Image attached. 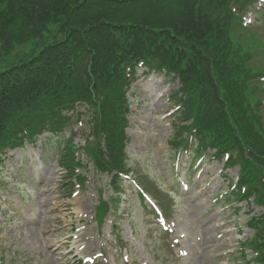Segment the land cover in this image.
Returning <instances> with one entry per match:
<instances>
[{"label": "trees", "instance_id": "trees-1", "mask_svg": "<svg viewBox=\"0 0 264 264\" xmlns=\"http://www.w3.org/2000/svg\"><path fill=\"white\" fill-rule=\"evenodd\" d=\"M253 0H158L134 19L136 37L109 19L80 7L79 0H0V48L29 41L30 49L0 71V146L44 129L61 130L60 110L78 98L92 105L94 135L106 134V161L123 153L126 65L144 59L179 77L180 115L196 136L219 151L237 150L255 178L264 177V125L250 89V55L234 47L233 28ZM233 5V6H232ZM32 45V47H31ZM10 133V134H8ZM255 166V168H254Z\"/></svg>", "mask_w": 264, "mask_h": 264}, {"label": "rangeland", "instance_id": "rangeland-1", "mask_svg": "<svg viewBox=\"0 0 264 264\" xmlns=\"http://www.w3.org/2000/svg\"><path fill=\"white\" fill-rule=\"evenodd\" d=\"M257 16L255 11L253 17ZM252 28L258 29V25L253 24ZM261 53L257 60L264 58V51ZM151 77L154 79L149 84L146 85V80L132 85L128 93L131 114L126 129L127 162L128 165L133 162L134 170L140 174L137 178L130 175L175 218L177 230L186 235L179 246L188 251L186 258L174 259L166 235L159 232L154 218L145 215L150 209L143 210L133 185L127 180L123 181L116 212L111 211L98 227L92 219L97 204L96 189H103L105 197L110 191L109 177L95 173L88 164L80 171L87 175L84 185L70 187L67 182L64 185V171L57 165L58 141L42 143L46 139L42 135L35 146L27 143L3 156L0 256L4 255V264H81L77 238H72L81 232L84 233L82 240L90 244L91 253L101 250L108 264H114L119 260L111 234L112 222L116 219V237L125 243V251L134 264H245L241 257L230 253L239 242L251 237L253 231L247 221L263 208L245 202H224L225 193L233 190L229 182L236 181L237 167L225 169L222 160L209 155L195 164L192 171L198 170L197 174H190L186 169L188 153L182 156L180 166L175 165V155L167 143L172 133V119L166 113L173 107L170 95L178 85L164 75ZM74 130L78 131L77 124ZM39 157L43 158L42 163ZM179 172L185 174L186 190L178 185L170 188V175L173 173L175 177ZM75 191L78 193L73 195ZM253 256L247 250L246 258ZM99 264H105V260Z\"/></svg>", "mask_w": 264, "mask_h": 264}]
</instances>
